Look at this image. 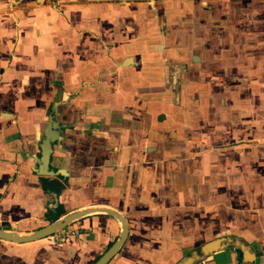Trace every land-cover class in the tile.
Returning <instances> with one entry per match:
<instances>
[{
  "label": "crops",
  "instance_id": "1",
  "mask_svg": "<svg viewBox=\"0 0 264 264\" xmlns=\"http://www.w3.org/2000/svg\"><path fill=\"white\" fill-rule=\"evenodd\" d=\"M87 206L125 219L106 264H264V0H0V229ZM119 230L0 264H92Z\"/></svg>",
  "mask_w": 264,
  "mask_h": 264
},
{
  "label": "water",
  "instance_id": "2",
  "mask_svg": "<svg viewBox=\"0 0 264 264\" xmlns=\"http://www.w3.org/2000/svg\"><path fill=\"white\" fill-rule=\"evenodd\" d=\"M50 137L51 136L46 135V137L41 142V146H40L41 164L46 163L47 158L49 157V154H50L49 143L51 140ZM94 212L105 213V214L112 216L118 221L119 227H120V230L118 232L116 239L92 263V264H106L111 259V257L117 252V250L123 243L126 232H127L125 219L122 216V214L118 212L117 210H115L114 208H110L107 206H87L81 209L72 210L56 218L50 223L42 227H39L35 230H32V231L19 232V231H14L10 229H0V240L13 242V243H25V242H30V241L38 240L41 238H45L61 230L67 224H69V222L79 217H82L85 214L94 213Z\"/></svg>",
  "mask_w": 264,
  "mask_h": 264
}]
</instances>
